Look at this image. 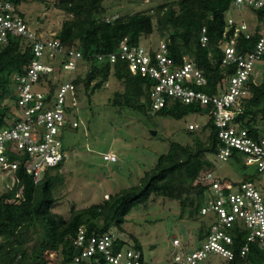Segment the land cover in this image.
<instances>
[{"label": "trees", "instance_id": "trees-1", "mask_svg": "<svg viewBox=\"0 0 264 264\" xmlns=\"http://www.w3.org/2000/svg\"><path fill=\"white\" fill-rule=\"evenodd\" d=\"M11 1L19 5L24 0ZM104 1L58 0L54 4L66 14L54 37L67 48L81 51L86 65L73 77L78 102L86 100V96L90 98L114 75L124 85L123 90L115 91L111 99L117 113L129 110L139 120L147 115L181 119L203 113L209 116V120L202 127L188 126L186 138L189 139L186 142L170 141L169 150L158 157L155 166L137 185L123 188L101 203L73 207L68 217L54 211L58 201L55 182L60 178L57 171L65 160L48 168L37 183L21 165L8 177L11 185L0 183V264H105L107 262L101 255L98 262L95 257L76 261L78 252L74 240L78 229L85 225L98 233H112L113 228L122 233L133 207L147 203L152 195L179 200L181 218L185 214L189 220L204 216L201 209L206 203L209 186L202 182L201 176L204 171L215 168L208 155L216 156L221 145L209 114L211 107L172 99L166 106L154 110L151 90L156 81L153 78L148 74L131 72L124 60L119 59L113 64L100 62L97 55L117 52L126 37L139 45L144 38L156 33L160 40L167 42L169 54L176 64H183L184 57L188 56L206 76V86L194 87L217 93L224 79L235 71L234 67L223 64L221 49L222 42L234 35L235 25L229 32L225 31L228 28L226 12L235 0H161L163 3L150 10L117 17H108ZM248 9L263 23V29L255 28L249 37L246 31L240 32L236 38L240 53L252 51L264 33V10ZM204 27L208 36L206 45L201 43ZM33 57V44L25 37H12L8 43L0 44V126L6 125V118L12 112V106L4 101L14 97L13 76L24 73ZM261 62L264 63V55ZM60 81L61 78L53 80L50 75L41 80V85L53 93ZM237 120L255 138H264L259 129L260 120H264V70L261 79L251 77L250 93ZM51 170H56V173ZM242 175L245 180L257 177V173L244 172ZM210 229L208 224L201 225L196 245L209 235ZM231 233L235 255L232 260L225 258L227 264H264V246L250 243L249 251L243 257L241 248L247 243L245 235L234 232V229ZM129 238L134 243L132 248L140 250V240L133 234ZM127 243L128 240L116 237L119 248Z\"/></svg>", "mask_w": 264, "mask_h": 264}, {"label": "built area", "instance_id": "built-area-1", "mask_svg": "<svg viewBox=\"0 0 264 264\" xmlns=\"http://www.w3.org/2000/svg\"><path fill=\"white\" fill-rule=\"evenodd\" d=\"M233 4L239 8L264 10V0H235ZM227 22L225 33L233 25L235 30L233 37L222 42V62L234 67L235 71L224 79L217 93L194 87L206 86V76L188 56L184 57L183 64H176L164 39L160 40L157 47H147L135 45L126 37L117 52L97 55L100 62L113 64L119 59L124 60L131 72L148 74L153 78L156 81L151 90L154 110L166 106L172 99L210 106L209 114L221 143L216 157L223 161L234 160L245 167L253 166V173H257L256 178L245 180L243 175L238 179H234L231 173L217 175L213 169L203 172L201 180L209 186V191L201 213L207 215L214 211L219 221L210 224L209 235L192 249L175 237L173 244L178 250L172 264H203L213 255L232 260L235 248L231 230L238 219L243 220L249 230L241 255L246 256L250 243L264 246V183L259 178H264V138H255L237 120L243 111V102L250 93V79L252 76L257 78V64L264 55V33L252 51L240 53L237 36L241 31H246L249 37L252 32L243 20L229 18ZM202 32L201 43L206 45L208 36L205 27ZM54 34L49 38L42 37L30 27L18 5L11 0H0V44L8 43L12 37L22 36L32 42L34 52L25 72L13 76L14 97L11 100L14 108L6 118V125L0 126L2 178L9 177L23 165L33 180L39 182L48 168L66 159L63 144L66 126L76 127L79 124L69 117L71 106L78 103L73 78L66 82L60 81L53 93L50 88L41 85V80L46 76L51 75L53 80H57L63 71H71L74 77L81 67L86 66L81 51L67 48ZM69 100L71 105L68 104ZM188 126L199 127L196 123ZM103 159L118 161L114 152H106ZM116 237L113 233H98L85 225L81 226L74 240L78 252L76 261L95 257L98 262L101 255L110 264L144 262L140 250L119 248Z\"/></svg>", "mask_w": 264, "mask_h": 264}, {"label": "rangeland", "instance_id": "rangeland-1", "mask_svg": "<svg viewBox=\"0 0 264 264\" xmlns=\"http://www.w3.org/2000/svg\"><path fill=\"white\" fill-rule=\"evenodd\" d=\"M56 1L58 0H24L18 5L30 27L44 38L57 32L66 18V14L55 7ZM161 3V0H105L104 6L107 8L108 17H117L147 11ZM226 18L243 20L251 32L255 30L258 22L253 11L239 8L235 4L226 12ZM159 43L160 38L156 33L142 40V44L147 47H157ZM263 70L264 63L260 61L257 64V78H262ZM73 75L71 71H63L59 76L61 82H66ZM123 88L124 85L112 75L102 89L90 98L86 96V100L78 102L76 106H71L73 108L69 117L71 121L79 124L64 129L66 159L57 171L60 178L55 182L58 201L54 211L65 217L70 215L73 207L82 208L101 203L109 195L137 185L145 173L155 166L158 157L169 150L170 141L186 142L189 139L186 138V131L190 123L202 127L209 120V116L203 113L190 114L181 119L147 115L140 120L129 110L117 113L111 99L115 91ZM12 102L9 98L4 101L14 108ZM68 104L71 105V100ZM259 129L264 135V120H260ZM152 131L157 133L153 135ZM106 152H114L118 161L104 160L103 154ZM208 157L214 161L213 171L217 175L231 173L234 179H238L244 172L255 171L253 166L244 167L242 163L223 161L213 154ZM51 171L56 173V170ZM259 178L264 183V178ZM7 182L11 185L8 177H0V183ZM180 214L179 200L152 195L147 203L133 207L123 225L125 231L120 233L117 228L111 231L128 240L125 249L134 246L129 235H135L140 240L144 264H172L178 250L173 244L175 237L188 249H192L196 245V236L201 225L219 221L214 211L198 220H189L187 214L181 218ZM233 229L243 232L245 236L249 234L241 219L236 221ZM203 264H227V260L213 255Z\"/></svg>", "mask_w": 264, "mask_h": 264}, {"label": "crops", "instance_id": "crops-1", "mask_svg": "<svg viewBox=\"0 0 264 264\" xmlns=\"http://www.w3.org/2000/svg\"><path fill=\"white\" fill-rule=\"evenodd\" d=\"M261 24H262V22H259V21H258V22H257V25H256V28H257V27H260V28L263 29V24H262V25H261Z\"/></svg>", "mask_w": 264, "mask_h": 264}, {"label": "water", "instance_id": "water-1", "mask_svg": "<svg viewBox=\"0 0 264 264\" xmlns=\"http://www.w3.org/2000/svg\"><path fill=\"white\" fill-rule=\"evenodd\" d=\"M157 132L156 131H152V134L155 135Z\"/></svg>", "mask_w": 264, "mask_h": 264}]
</instances>
